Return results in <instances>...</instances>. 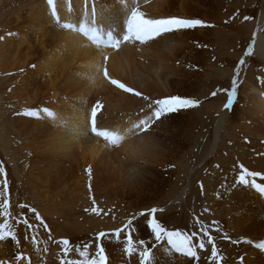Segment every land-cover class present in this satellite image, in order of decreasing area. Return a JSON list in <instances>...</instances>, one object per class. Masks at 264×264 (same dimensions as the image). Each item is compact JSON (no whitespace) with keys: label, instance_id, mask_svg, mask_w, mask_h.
Here are the masks:
<instances>
[{"label":"bare ground","instance_id":"bare-ground-1","mask_svg":"<svg viewBox=\"0 0 264 264\" xmlns=\"http://www.w3.org/2000/svg\"><path fill=\"white\" fill-rule=\"evenodd\" d=\"M219 3L0 0V166L3 151L17 179L39 196L44 217L50 220L43 218L46 230L32 212L21 208L24 202L9 182L13 216L33 219L37 227L14 225L19 243L0 238V264H61L63 248L58 242L62 239L71 243L91 233L123 232L133 213L151 207L164 209L156 213L160 219L180 213L184 232L199 231V216L206 224L218 221L222 232L233 239L264 241V196L234 184L240 165L264 172V82L242 85L247 93L242 113H234L239 100L230 116L218 114L225 97H214L212 89L197 93L202 67L209 64L215 75L219 68L216 34L220 24L230 31L234 28L219 22ZM92 11L98 26L117 31L131 14L129 23L135 30L117 48H105L63 27L69 21H82ZM172 16L200 18L214 26L153 39L165 27L158 22ZM255 31L253 53L264 58V12ZM137 33L141 39L137 40ZM172 95L201 103L154 123L155 100ZM28 109L48 111H41L37 118L23 115ZM196 121L201 123L200 132L190 128ZM212 121H216L214 131L209 129ZM190 143L199 146L190 157L196 158L192 163L183 155ZM89 167L91 176L86 171ZM94 206L100 212L94 213ZM172 219L167 227L177 230L179 219ZM222 232L212 234L233 264H239L241 255L245 264H264V254L253 244L233 245L222 238ZM33 237L41 239V247ZM134 239H152L143 217ZM103 243L109 264H139L138 256L123 252V233L119 241L106 237ZM132 243L129 239V247ZM89 245L86 251L92 258L96 241ZM19 254L23 259L17 258ZM199 254L197 262L157 248L151 264H207L210 246ZM72 256L73 261L83 259L76 247ZM86 261L87 257L83 264Z\"/></svg>","mask_w":264,"mask_h":264},{"label":"snow or ice","instance_id":"snow-or-ice-1","mask_svg":"<svg viewBox=\"0 0 264 264\" xmlns=\"http://www.w3.org/2000/svg\"><path fill=\"white\" fill-rule=\"evenodd\" d=\"M245 19H250V17H245ZM158 23L165 27L162 30L158 31L157 35L152 37L153 39L162 37L165 34L214 26L200 18H183L177 16L163 18ZM33 67L35 66L33 65ZM223 91L227 94V102L224 107L226 109H231L238 95V73L237 78H235L232 83L231 89H224ZM133 92L134 94H137L134 90ZM212 95L215 96L216 93L214 92ZM200 103L201 102L198 99L192 97H181L177 95L157 99L154 102L155 107L151 113V120L156 123L167 114L181 109L199 107ZM41 111L43 113H46L48 110L28 109L23 112V115L39 118L41 115ZM150 126L151 125H148V127ZM145 131H147V127H145ZM217 167H219V165H217ZM86 171L88 172L89 176H91L92 169L89 167L88 169H86ZM0 174L4 175V179L0 180V217L3 218V223H0V238H11L14 242L19 243L14 225L23 223L29 229H35L37 226L31 224L27 217H24L21 220L13 216V202L12 195L9 191V181L7 179V174L2 166H0ZM234 184L239 185L245 189L254 190L264 196V172L249 170L244 165H240L239 171L234 180ZM200 188L201 191H203L204 186L202 182L200 184ZM89 189L91 190V183H89ZM93 203L95 205V200H93ZM19 206L21 208H26L28 211L32 212L36 220L39 221V224L42 225L46 230H48L47 223L44 221L43 217L40 215L36 208L26 204H21ZM93 209L96 210L94 213L100 212V209L96 206H94ZM91 211L93 212V210ZM163 211V208L151 207L140 211L138 215L136 213H133L128 228L123 232L96 234V251L92 258H89V253L86 251V249H88L90 245H85L82 251L80 249H77L80 257H82L83 259L76 261L62 260L61 264H83L85 257H87L86 264H109L108 253L106 252L103 241L106 237H115V239L119 241L121 233H123L124 235L123 252L128 257H132L133 255L138 256L139 264H151V261L153 259V252L157 248H162L165 251L171 253H179L182 256L192 258L195 261L199 262L201 259L199 253L201 251H206L208 246H210V255L207 257V264H233V262L227 257L223 250L218 247L217 236H214L212 234L213 231L217 233L222 232L218 221H213L211 224H206L200 219L199 216H197L196 223L200 225L198 232L192 231L191 233H188L181 230H169V228L162 224L156 216L157 212ZM205 211H207V209H205ZM140 217H143L145 219L146 228L149 231L150 236L152 237L151 240L145 241L144 239H134L136 225ZM222 238L229 241L233 245H239L242 243L253 244V248L259 249V251L264 254V241L254 243L247 237L233 239L226 231L222 232ZM129 239H132L133 241L131 247H129L128 245ZM33 241L36 242L35 237H33ZM58 243L62 245L64 254L66 256L68 252L71 251L70 241L65 238ZM149 245H151V247ZM133 249H135V251H133ZM17 258L23 259V256L19 254ZM238 261L239 264H245L244 256H239ZM29 264H31L30 261Z\"/></svg>","mask_w":264,"mask_h":264},{"label":"rangeland","instance_id":"rangeland-1","mask_svg":"<svg viewBox=\"0 0 264 264\" xmlns=\"http://www.w3.org/2000/svg\"><path fill=\"white\" fill-rule=\"evenodd\" d=\"M239 4L242 5L236 8L235 6ZM218 12H219V22L223 20V22H226L227 24L234 26V28H231L230 31L226 29L225 27L226 24H220L218 28L219 29L218 33L216 34L217 35L216 55L219 59L218 60L219 66L217 67L219 68L217 71H215L216 72L215 75V73H213V68H211L209 64L204 65L202 67L201 80L198 84L197 93H202L205 90L207 91L208 89H212V94L214 92L216 93L214 97H218V94L221 97H225L221 104L222 105L221 111L218 112V114L220 116L222 115L230 116V114H232L231 113L232 108L226 109L224 107V105L227 102V94L223 90L231 89L234 79L237 78V73H238V95L234 103L236 102L238 103L239 100H241V103L239 104V107H237V109L235 110L234 112L235 114L236 112L240 114L242 113L244 102L247 100L246 99L247 93L242 92V85H245V83L248 84L249 81H254V82L256 81L257 83L264 82L263 81L264 58H262L260 55H255L253 53L255 41L257 40L256 38L257 30L255 31V27L256 24L259 23L261 15L264 12V0H220ZM245 17H250V19H245ZM109 23L115 24L114 22H109ZM122 24H123V20H122ZM206 80H208L207 83ZM192 124L193 125H191L190 127L192 131L197 130L198 132L200 129L202 130L201 123H198V121ZM215 125H216V121L210 122V128H209L210 131H212V129L214 131ZM228 143L231 144L230 141ZM199 144H200V140H199ZM198 148L199 146H195L194 144L189 145L187 151L183 154L185 157V161L188 157H189L188 161H190V163L195 161L196 160L195 156H193V160L190 157L194 153V151L197 152L199 151ZM12 152L17 157L15 149L12 150ZM2 154L5 156L2 167L4 168L5 171L9 172L7 176L9 177L10 175V177L14 179L12 180L11 178H7L11 184L14 183L13 189L16 187L14 189L16 191L15 194L19 197V199L23 200L24 204L36 208L37 211L40 213V215L43 218H45L47 222H50L49 219L44 217L45 213L42 209L45 208H43L44 206L41 205V200L39 199V196L33 190H31V188L23 184L22 181L17 179L16 177L17 171L13 169V165L11 164V162L7 161V155H5L3 151ZM197 156H200V153L196 154V157ZM22 159L24 160V158ZM21 163L25 164L26 162H21ZM6 167L9 169L6 170L7 169ZM192 172H194V170H192ZM192 172H190L189 174V179L192 177L191 176ZM84 210L86 209L84 208ZM109 210H113V209L110 208ZM103 211H104V207H103ZM112 212L113 211H109L107 213L109 214ZM67 213L68 211L64 212L65 216L67 215ZM174 217H178L179 221H176L175 223L178 225V227L176 225L175 226L177 230H181L182 228L181 224L182 222L184 223V218L182 219L180 217V213H176L175 216H171V217L169 216L168 218L160 219L159 217H157V219L167 227V225L170 222L174 221V219H172ZM33 218H35L34 215ZM29 222L34 225L33 219ZM41 228L43 229V227ZM40 234L39 236L40 238H42ZM95 236L96 235H93V233H91V235H89L88 238L86 239L85 237L82 238L81 236H77L76 240L72 239L70 243L71 251L72 250L75 251V247L77 249H80L83 248L85 245L91 244V241L95 242L96 241ZM36 242H39V245L41 247V239L36 240ZM71 251L68 252L66 257L64 256L65 254L63 249L59 251V253L63 258V260L64 258L66 260H73L74 258L72 256L73 251L72 252ZM53 264L56 263L53 262Z\"/></svg>","mask_w":264,"mask_h":264}]
</instances>
